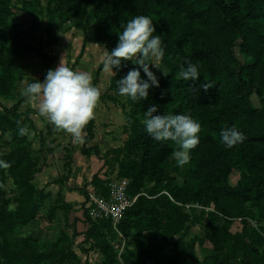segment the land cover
Wrapping results in <instances>:
<instances>
[{
  "label": "trees",
  "instance_id": "16d2710c",
  "mask_svg": "<svg viewBox=\"0 0 264 264\" xmlns=\"http://www.w3.org/2000/svg\"><path fill=\"white\" fill-rule=\"evenodd\" d=\"M12 1L0 0V67L7 79L10 72L4 52L14 38L8 22ZM21 2L20 10L25 14L44 9L50 21L45 29L48 47L57 42L51 34V23L57 19L58 25L70 22L83 33L90 28L94 43L108 54L118 43L121 26L139 15L152 19L155 34L160 35L165 46L164 57L157 61L161 68L150 69L159 87L149 90L148 100L133 103L118 95L117 80L138 67L131 62H122L121 70L114 69L109 93L103 96L113 103L125 100L121 105L127 135L122 147L105 153L104 164H110L107 157L113 154L118 163L116 179L128 181L127 194L131 197L145 193L148 197L140 195L126 209L118 232L110 219H91L84 202L83 237L89 244L84 251L101 253V264H229L232 260L237 264H264V229L250 224L254 209L264 219V0H47L45 5L41 0ZM30 49L47 58L39 47ZM185 59L198 65L199 80L178 78L179 66ZM141 75L147 79L142 70ZM45 78L46 75L38 80L43 82ZM4 82L0 78V95L4 94ZM97 83L96 78L93 84ZM208 83L212 86L205 89ZM153 105L158 107L154 115L186 114L201 124L200 142L183 167L171 160L175 144L157 142L144 130V112ZM5 125L10 128L13 123L0 115V128ZM232 125L246 139L227 149L220 132ZM84 131L86 144L93 137L91 124ZM98 152L97 147L82 149L86 156ZM5 162L9 167H0V264H52L60 260L64 247L32 253L23 244L4 239L9 223L27 224L38 214L35 200L45 198L43 191L33 186L35 175L42 169L25 147L8 154ZM9 178L18 188L13 211L2 206ZM108 181L96 174L90 183L95 192L107 197ZM235 221L240 222L241 230L233 233ZM194 227L198 231L187 240ZM197 247L203 250V258L197 256Z\"/></svg>",
  "mask_w": 264,
  "mask_h": 264
},
{
  "label": "rangeland",
  "instance_id": "374dc122",
  "mask_svg": "<svg viewBox=\"0 0 264 264\" xmlns=\"http://www.w3.org/2000/svg\"><path fill=\"white\" fill-rule=\"evenodd\" d=\"M46 1L41 0V4L45 5ZM21 6V0H13L12 15L8 18L14 37L4 52L10 72L8 79L3 67H0V78L5 80L1 86L4 94L0 95V115H6L13 123L10 128L8 125L0 128V160L5 162L8 154L25 147L31 159H38V167L42 169L35 175L33 186L42 190L45 198L35 200L38 214L27 224L23 225L18 221L9 223L4 239L23 244L32 253L51 252L64 247V256L52 264H101V253L84 251L89 245L83 237L86 230L85 223H82L84 191L92 190L90 182L96 174L102 179H116L118 163L114 160L115 156L108 155L107 158L111 160L109 165L104 164V156L106 152L111 153L110 151L122 147L127 138L121 105L125 100L113 103L103 99L104 94L109 93L113 73L104 70L103 61L107 54L101 45L94 43L90 28L87 33H83L74 29L70 22L58 25L59 22L55 19L51 23V34L57 42L48 47L45 45L48 38L45 29L50 21L44 9L31 16L22 13ZM86 16L89 17L88 14ZM30 47H39L47 58L44 59ZM47 60L51 62L47 63ZM62 61L75 71L90 73L93 81L98 79L95 86L100 92V100L94 119L89 122L93 137L86 144L85 131L82 142L74 143L70 134L55 129L40 115L38 102H29L21 95V90L29 83L44 77L49 70L60 66ZM254 104L259 107L256 101ZM21 128L26 129L24 135H20ZM83 147H97L99 152L97 155L92 153L86 156L82 153ZM118 159L121 161L122 157ZM171 160L176 163L173 156ZM66 163H69L68 167ZM237 176L234 175L233 182ZM17 196V186L11 178L7 179L2 206L7 205V210L13 211ZM253 214L250 224L264 229V219L259 217L255 209ZM240 230V222L235 221L231 231L235 233ZM197 231L198 227H194L187 240H191ZM207 246L209 245H204ZM196 253L203 258L202 249L197 247ZM229 264L237 263L232 260Z\"/></svg>",
  "mask_w": 264,
  "mask_h": 264
},
{
  "label": "clouds",
  "instance_id": "9594fccd",
  "mask_svg": "<svg viewBox=\"0 0 264 264\" xmlns=\"http://www.w3.org/2000/svg\"><path fill=\"white\" fill-rule=\"evenodd\" d=\"M117 33L118 43L105 56L104 70L114 73L121 70L122 62H131L138 67L131 68L126 76L117 80L118 95L137 103L149 98V90L159 87V81L151 67L161 68L157 61L165 55V46L152 19L145 15L133 17ZM178 78L197 81L200 78L198 65L185 59L179 66ZM141 70L147 77L141 75ZM164 71V70H163ZM165 74H168L164 71ZM212 86L205 84L207 89ZM21 95L29 102H38V110L57 130L71 135L74 143L83 140V132L91 120L100 100V92L93 84L88 72L75 71L64 62L56 69L49 70L43 82L37 80L21 90ZM158 107L153 105L144 112L145 132L157 142H172L176 150L172 153L177 166L190 162V152L200 142L201 124L186 114H155ZM25 128L20 129L24 135ZM221 142L227 149L241 144L245 135L235 126H226L220 132ZM0 167L9 165L0 160Z\"/></svg>",
  "mask_w": 264,
  "mask_h": 264
},
{
  "label": "built area",
  "instance_id": "2783aa9c",
  "mask_svg": "<svg viewBox=\"0 0 264 264\" xmlns=\"http://www.w3.org/2000/svg\"><path fill=\"white\" fill-rule=\"evenodd\" d=\"M106 186L108 189L107 197L99 195L95 192L94 188H91L92 190L87 189L85 197L86 207L89 210L91 219H110L113 229L118 232L117 226L124 216L126 209L131 208L140 195H147L141 193L130 197L126 192L128 187L126 179H112L107 182ZM161 194H166L169 199L173 200L168 192L162 191ZM195 207L199 208L198 206Z\"/></svg>",
  "mask_w": 264,
  "mask_h": 264
}]
</instances>
